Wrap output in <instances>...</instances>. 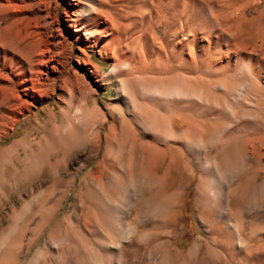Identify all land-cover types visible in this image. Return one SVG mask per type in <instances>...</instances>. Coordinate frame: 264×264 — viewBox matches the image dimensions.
<instances>
[{
    "label": "bare ground",
    "instance_id": "1",
    "mask_svg": "<svg viewBox=\"0 0 264 264\" xmlns=\"http://www.w3.org/2000/svg\"><path fill=\"white\" fill-rule=\"evenodd\" d=\"M24 2L0 0V65L8 52L14 56L9 57L10 68L0 66V80H16L15 86H0V139L33 102L55 88L67 102L53 125L38 119L43 134L36 149L31 138L23 137L0 150V183H7L2 169L7 160L20 156V149L25 153L26 179L42 174L45 167L62 176L65 158L75 150L84 151L86 162L101 154L95 164L99 169L84 178L86 190L75 198L73 212L51 227L44 252L37 250L31 264H158L168 256L170 264L264 262V236L255 239L252 231L246 235L264 218L262 212H249L248 206L258 190L264 191V179L258 181L264 173V9L248 17L243 7L238 17L230 16L223 25L210 12L219 32L213 36L208 29L206 45H200L203 37L196 27L182 26L168 42L165 29L163 34L159 27L145 30L132 47V42L122 45L118 36L113 37L117 20L108 11L93 8L84 20L77 9L80 0L72 3L65 23L76 31L74 39L84 47L96 44L113 61L111 72L103 74L83 47L84 56L78 57L94 68L99 80L118 81L117 104L104 107L87 74L70 72L58 83L67 67L63 58L70 55L62 25L48 28L37 19L17 43L3 36L7 11ZM247 22L255 24L253 33L238 27ZM221 36L227 37V49L215 50L211 38L216 45ZM248 39L254 42L251 46ZM254 51L260 54L257 60L251 59ZM7 67L9 75L3 73ZM54 153L64 157L53 162ZM68 180L63 176L52 181L40 209L10 239L20 214L12 208L4 257L20 259L22 246L27 245V252L40 235L38 228L50 227L69 193V188L57 191L55 186L67 185ZM193 183L192 200L206 236L182 249L177 241L182 233L174 228L184 216ZM101 185L108 188V199L96 191ZM65 224L80 229L81 236L72 238L78 248L73 254L62 238ZM28 230L35 238L24 243ZM83 242L90 247L82 248ZM128 250L134 255L129 257Z\"/></svg>",
    "mask_w": 264,
    "mask_h": 264
},
{
    "label": "rangeland",
    "instance_id": "2",
    "mask_svg": "<svg viewBox=\"0 0 264 264\" xmlns=\"http://www.w3.org/2000/svg\"><path fill=\"white\" fill-rule=\"evenodd\" d=\"M18 2H22V0H15V3ZM75 2H77V0H25V2L21 4V7L12 8L15 10L17 9L16 11L12 9L8 10L9 12L7 11V15H5L7 19L4 20V24L2 25V34L9 42L17 43L20 37H23V35L27 33V29L30 30L32 28L35 20L37 19L45 21L48 28H52V26L56 25L58 26L59 24L62 25L69 41L68 48H70V55H68V57L65 55L63 58L66 61L67 67H65L60 74L58 83L69 76L70 72L85 73L88 77L92 78L93 84L98 92L96 98L99 104L104 107L114 106L117 104L118 100V81L116 79L112 80L110 77H104L105 80H99V77H97L92 71L94 68L91 65L84 64L78 59V57L84 56L82 53L83 47L86 53L90 56L92 63L100 67L101 73L109 74L113 65V61L108 59L106 51L101 52V48L96 44L84 47L79 41L74 39L76 31L68 27L65 22L67 17L66 13L70 8H72V3ZM80 3V7L77 6V9L80 11V15L84 20L93 13V8H98L106 12L108 11L109 14H112L113 17H115V20H117V31L114 32L113 37L118 36L119 43L122 45L132 42V47L136 45L133 41L134 38L142 34L145 30L150 31L153 28L155 29L156 27H159L158 32L163 34V29H165L167 31L168 42L172 38V33L179 30L182 26L184 29L196 27L201 32V37H203L201 41H199L200 45H206V34L210 32L208 29L212 28L211 33L213 36L219 32L216 27L214 28V20L212 19V14L210 12H213V14L217 16L218 21L221 22V25H223L225 24L226 19H229L230 16H233L234 18L238 17V12L242 10L243 7L248 8V17H251L254 11L264 9V0H80ZM254 25V23L252 24L247 22L245 24H240L238 27L241 30H246L243 32L253 33L252 30H254ZM211 39L213 40L212 45L215 47V50L221 48L222 50L227 49L226 36H221L220 42L218 44L216 43V45L214 42L215 39ZM246 42L247 44L249 43L248 45L250 46L254 43L250 39ZM177 51L179 53L180 46ZM6 55V58L3 60V65L1 64L0 66L4 67L5 63L9 65L10 68L11 64L8 63L9 57L12 58L14 56H10L12 55L10 52ZM259 56L260 54L254 51L251 55V59L257 60ZM3 73L8 75L11 74L8 67L7 69H4ZM14 81L16 82V80ZM15 82L10 84L0 80V86L6 84L15 86ZM261 91L263 92V89ZM59 93L60 88L57 87L55 88L54 93L46 94L40 100L33 102V106L20 116V119H18L14 128L10 130L4 138L0 139V150L10 146L14 141L23 137L31 138L32 143L34 144L33 148L36 149L41 135L43 134V132L38 129V119L40 122H49L50 125H53L55 117L57 115L59 116L61 110L66 107L67 96L61 100ZM90 103L91 105L93 104V99H91ZM76 109L77 104H75L72 108V111L75 112ZM0 129H2L1 124ZM20 152V156L18 158H14L15 162L7 160L5 168L2 169V178L3 180L5 179L7 183L5 185L0 183V193L2 195V202L0 204V264H31V259L37 250L44 252V244L49 240L48 238L51 227L61 220L65 214L73 212L75 198L79 197L78 195H80V191L86 190L85 186H83L85 176L90 171L99 169L95 166V164L101 158L100 154L86 162L84 151L75 150L69 159L65 158L67 166L63 172L59 174L62 176H55L49 167H45L42 174L26 179V174L22 164L25 153L22 149H20ZM63 157L64 156L61 153H54L52 154V161L57 162ZM260 174L261 175H259L258 181L264 179V173L262 172ZM63 176H68L70 179L68 180L69 183H67V185L64 183L63 185L58 182L54 190L58 191L60 189L69 188V193L67 194L61 209L57 211L58 213L50 224V227L44 228L43 226H40L38 228L37 233H40V235L37 236V240L33 243L32 247L27 250V252V245L22 246L20 259L4 257L8 243H10V239L21 232L23 225L27 223L30 218H32L37 210L40 209L39 207L42 205V200L47 198V195L52 191L49 188V185L52 184V181L55 178L60 179ZM193 188L194 183L189 188L190 194L188 196L186 195L185 198L184 209L182 208L184 216L180 219L178 228H174L176 234H183H181L180 238L177 239L178 246L182 249H186L190 242L196 237L201 235L204 237L206 236V232L202 226L200 218L197 215V210L192 200ZM105 189V185H101L96 191H98L99 195L106 197L108 188L106 190ZM3 190L4 193L2 192ZM6 192L10 196H7ZM256 193L257 194L252 197V200H250L251 204L248 205L249 212L264 213V191L262 193V190H258ZM259 196H263V198ZM13 207L19 211V216L21 218L19 216V219L17 218L19 221L16 222L18 226L16 228L17 231L15 230L16 232L11 235L10 239H7L8 241H6L4 240L6 238L5 235L13 223L11 217ZM46 217H50V214H47ZM257 225L258 226L253 227L255 230H251L250 228H248V232L246 230L247 237L250 235L251 231V233H253V238L256 237L255 239H257V237L262 238L264 236V218H262L261 222L257 223ZM78 229V227L73 226L72 228L71 226L68 227L65 224L61 230L62 238L66 243H68L72 254L75 248L78 250L76 245L73 244V239L76 238L74 235L81 236L80 229ZM29 237L35 238V235H33L30 230L27 232L24 243L28 242ZM84 246L88 248L90 247L88 242H83L82 248H86ZM71 247L74 248L72 249ZM40 253L43 254L42 252ZM260 253L261 256H263L262 259L264 260V250ZM127 254L129 257L134 255L131 250H128ZM65 259L68 260V257H65ZM168 259H170L169 256ZM168 259L158 260L159 262L157 263L170 264L169 261L171 259L169 261ZM11 260L14 261L11 262ZM142 263L143 262H141V264ZM261 264H264V262Z\"/></svg>",
    "mask_w": 264,
    "mask_h": 264
}]
</instances>
